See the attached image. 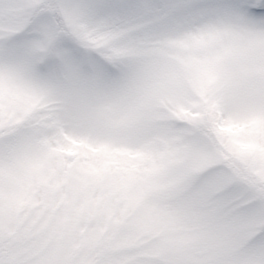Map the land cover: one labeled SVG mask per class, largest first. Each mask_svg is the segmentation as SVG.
Returning <instances> with one entry per match:
<instances>
[{
  "label": "snow or ice",
  "instance_id": "obj_1",
  "mask_svg": "<svg viewBox=\"0 0 264 264\" xmlns=\"http://www.w3.org/2000/svg\"><path fill=\"white\" fill-rule=\"evenodd\" d=\"M0 264H264V0H0Z\"/></svg>",
  "mask_w": 264,
  "mask_h": 264
}]
</instances>
